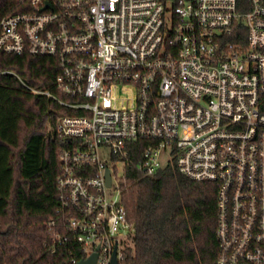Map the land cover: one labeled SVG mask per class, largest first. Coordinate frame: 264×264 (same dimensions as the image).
Masks as SVG:
<instances>
[{
  "label": "built area",
  "instance_id": "1",
  "mask_svg": "<svg viewBox=\"0 0 264 264\" xmlns=\"http://www.w3.org/2000/svg\"><path fill=\"white\" fill-rule=\"evenodd\" d=\"M20 1L0 52L56 58V91L33 90L69 110L48 249L122 264L136 226L120 178L176 162L218 186L216 264H264V0Z\"/></svg>",
  "mask_w": 264,
  "mask_h": 264
},
{
  "label": "trees",
  "instance_id": "2",
  "mask_svg": "<svg viewBox=\"0 0 264 264\" xmlns=\"http://www.w3.org/2000/svg\"><path fill=\"white\" fill-rule=\"evenodd\" d=\"M21 11L20 0H0V19ZM59 72L56 58L0 52V264H72L66 249L45 244L60 192L52 128L69 110L33 90L56 91ZM145 145L128 142L135 162ZM119 183L136 226L122 264H216V184L191 179L176 162L153 175L132 164Z\"/></svg>",
  "mask_w": 264,
  "mask_h": 264
},
{
  "label": "water",
  "instance_id": "3",
  "mask_svg": "<svg viewBox=\"0 0 264 264\" xmlns=\"http://www.w3.org/2000/svg\"><path fill=\"white\" fill-rule=\"evenodd\" d=\"M111 172L110 170L108 169L107 170V184L108 186L111 185ZM97 256L98 254L97 253H94L91 257L87 258V259H82L78 262V264H96V261H97ZM113 264H118L117 262V258H116V250L114 252V256H113Z\"/></svg>",
  "mask_w": 264,
  "mask_h": 264
},
{
  "label": "rangeland",
  "instance_id": "4",
  "mask_svg": "<svg viewBox=\"0 0 264 264\" xmlns=\"http://www.w3.org/2000/svg\"><path fill=\"white\" fill-rule=\"evenodd\" d=\"M123 172H124V170H123L122 166L119 165V170H118V172H117V175H118V176H122V175H123ZM130 241H131V240H128V244H130Z\"/></svg>",
  "mask_w": 264,
  "mask_h": 264
}]
</instances>
